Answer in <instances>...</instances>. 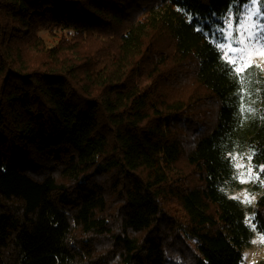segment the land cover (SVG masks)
<instances>
[{"label": "trees", "instance_id": "obj_1", "mask_svg": "<svg viewBox=\"0 0 264 264\" xmlns=\"http://www.w3.org/2000/svg\"><path fill=\"white\" fill-rule=\"evenodd\" d=\"M248 1L0 0V264L243 263L233 157L264 233V73L241 118L194 25Z\"/></svg>", "mask_w": 264, "mask_h": 264}, {"label": "snow or ice", "instance_id": "obj_2", "mask_svg": "<svg viewBox=\"0 0 264 264\" xmlns=\"http://www.w3.org/2000/svg\"><path fill=\"white\" fill-rule=\"evenodd\" d=\"M238 2L239 0H230V6ZM251 4L253 6L264 5V0H251ZM238 13L239 10H237L236 17H233L230 12L223 14L221 18L225 20V26L218 27L216 31L206 29L199 20L194 25V29L201 33L210 32L211 39L215 42L218 61L222 62L223 70L236 84L237 91L234 95L238 101V114L241 118H246L244 113L254 112L255 109L245 106L244 98L248 97L251 101L254 94L260 95V89L253 85L252 73L247 70L253 66L251 63L253 55L264 56V22H261L264 19V12H261L259 7H249L243 19H240ZM197 17L198 14H193L194 20ZM237 167H243V165L238 164ZM234 199L237 198L234 197ZM247 202L251 203L250 200ZM261 242H264V234L261 235Z\"/></svg>", "mask_w": 264, "mask_h": 264}, {"label": "rangeland", "instance_id": "obj_3", "mask_svg": "<svg viewBox=\"0 0 264 264\" xmlns=\"http://www.w3.org/2000/svg\"><path fill=\"white\" fill-rule=\"evenodd\" d=\"M249 7H259L260 4L253 6L251 0H249L242 9V12L239 14L240 19H243L244 14L246 13ZM260 11L263 12L260 8ZM233 17H236L234 12H230ZM264 22V19L261 20ZM226 23V22H225ZM235 27V22H234ZM60 29H56L54 32L50 30H41L40 35L51 38V36H56L59 34ZM252 67L261 70L264 73V56L253 55ZM258 65V67H257ZM251 67V68H252ZM247 154H234L236 175L238 179V186L232 191L234 195L239 197L242 202L246 205L248 209L249 221L254 226V235L251 244L245 249L244 261L242 264H259L262 259H264V242H261V235L264 234L262 231L256 228L254 222L252 221V206L255 203V200L258 196V191L256 190L255 182L258 179L259 172L256 167L253 165L252 160L249 159ZM243 165V167H237V165ZM243 181V182H242ZM251 201V203L247 201ZM255 241V243H253Z\"/></svg>", "mask_w": 264, "mask_h": 264}]
</instances>
